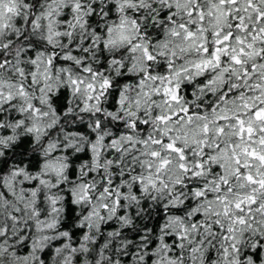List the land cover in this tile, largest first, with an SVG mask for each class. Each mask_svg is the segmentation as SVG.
<instances>
[{"label":"snow or ice","instance_id":"obj_1","mask_svg":"<svg viewBox=\"0 0 264 264\" xmlns=\"http://www.w3.org/2000/svg\"><path fill=\"white\" fill-rule=\"evenodd\" d=\"M111 65L115 83L100 70ZM81 85L88 122L70 107ZM108 252L264 264V0H0V264H107Z\"/></svg>","mask_w":264,"mask_h":264},{"label":"clouds","instance_id":"obj_2","mask_svg":"<svg viewBox=\"0 0 264 264\" xmlns=\"http://www.w3.org/2000/svg\"><path fill=\"white\" fill-rule=\"evenodd\" d=\"M68 2L71 3V0H68ZM21 6H23V5H21ZM105 23H108V22L106 21ZM103 26H104V25H100V27H103ZM21 31L23 32L24 29L22 28ZM79 31H80V30L78 29V32H79ZM89 35H91V33H89ZM113 35H114V36L116 35L115 31H114ZM73 39L75 40L76 37L73 36ZM57 46H58L59 48H61L62 50L65 49V46H64L63 44H58ZM81 47H82V46H81ZM67 51L70 52L71 49H67ZM116 51H117V50H114L112 47H109V48L107 49V54L111 57L112 55H115V54H116ZM120 58L123 59V57H120ZM72 59L75 60V59H77V58H76V57H73ZM86 61H87V63L92 64V65H93V71H96V70H97V69H96V66L99 65V64H101V63H103V57H101V56L99 55V50H93V51H91V52L89 53L88 57L86 58ZM41 67L43 68V65H41ZM77 67H78V66H72V65L69 66V70L72 72L73 77L76 78V79H81V78H83L85 84L91 82V76H90V75L85 76V75L82 74V73H78L77 70H76ZM100 70H101L102 72H104L105 75L108 76V77L113 81V83L116 82V80L118 79V77H119V75H120V72H119L118 66H115V65H111V66L108 67L107 69H100ZM50 71H51V70H50ZM6 75H7V74L5 73V76H6ZM103 78H104L103 76L97 77V82H99V81L102 80ZM68 83H69V82L66 81V80H64V78H63L62 75H61L60 80H57V79L54 77V78L52 79V81H51V85H52V87L49 88V89H46V91H45V96L47 97L48 92H51L54 96H55V95H59V92L57 91V88H62V87H64V86H65L66 84H68ZM80 87H81V91H80V93H79V94H76V95H72V96L70 97V107H71L72 110H73V114L77 116V118H78V122H80V121L88 122L89 117H87V116H81L80 112L78 111V109L81 107V104L84 102V98H85V96L87 95V93H86L85 90H84V85H81ZM116 87H117V88H122L123 85H121V84H117ZM191 91L195 92V87H193V88L191 89ZM133 93H134V89H133ZM13 94L15 95V90H13ZM185 98L187 99V96H185ZM193 99L198 103L199 100H200L199 94H197L196 96H194ZM103 100H104L105 108H104V110H103L102 113H101V114L103 115V117H104V119L101 121V123L104 124L105 126H107L108 123H109V120L111 119V117L109 116L110 109L107 108V105H108V103H109V97H108V96H105V97L103 98ZM50 103H51V99H50V98L45 99V103H44L43 110L51 112V109L48 107V105H49ZM53 107H54V105H53ZM94 108H95V106H93V109H94ZM28 116H31V113H28L27 116H26L25 118L27 119ZM112 116H116V113H112ZM48 119L51 120V119H54V117H52V116L50 115ZM96 119H99V116H94V117L91 118V123H92V125H93V130H95V128H94V124H95V120H96ZM69 123H71V122H69ZM112 123L114 124V123H115V120H113ZM107 130H108V131H111V128H108ZM19 135H23V133L21 132V133H19ZM86 142H87V138H85V139L79 141L81 147H82ZM32 147H33V150L36 151V152L40 155V157H41V159H42V161H43L44 163H48L49 161H51L52 159H54L53 157H51V156L48 155V150L45 149V148H43V145H42V144H41L40 147H37L36 145H33ZM31 154H32V153L30 152L29 155H31ZM69 161H70V158H69ZM59 163H60V164H67V167H68V168L71 167V163H70V162H67V161H65V160H63V159H62ZM42 168H43V171H45V172H49V173H51V172L54 171L50 163L48 164L47 167H43V164H42ZM59 170H60V169H59V166H57V167L55 168V171H56V172H59ZM66 174H67V173L65 172V175H66ZM48 178L51 179V180H53V182H55V180L57 179L56 176H49ZM64 219H65L64 215L61 214V220L63 221ZM121 227H123V225H121ZM62 255H63V254H62ZM62 255H61L60 258H56V259H54L53 264H61ZM110 256H111V253H110V252L106 253V257H105V258H106V262H107V264H114V262L110 259Z\"/></svg>","mask_w":264,"mask_h":264}]
</instances>
